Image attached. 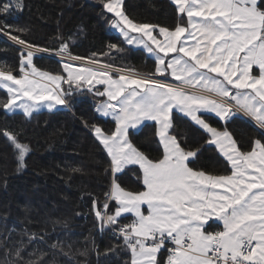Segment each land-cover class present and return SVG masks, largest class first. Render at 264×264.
<instances>
[{
    "label": "snow or ice",
    "instance_id": "1",
    "mask_svg": "<svg viewBox=\"0 0 264 264\" xmlns=\"http://www.w3.org/2000/svg\"><path fill=\"white\" fill-rule=\"evenodd\" d=\"M173 2L178 16L171 28L134 22L123 13L119 0L104 2L107 11L119 18L112 25L127 44L142 46L155 58L151 73L121 74L118 79L106 71L113 67L109 63L100 68L82 65L76 72L72 71V64L64 63L67 77L41 71L33 63L34 49H49L7 31L13 28L11 24L0 26V33L22 46L20 75H14L11 68L0 70V86L9 94L2 106L9 112L22 109L31 117L39 107L51 110L57 105L70 106L69 97L75 89H62V81L75 84L77 89L93 85V81L105 85L103 90L95 89L94 94L106 96L108 103L96 111L111 116L114 129L106 132L97 124L91 126L110 155L105 170L109 188L101 209L93 201L101 231L111 226L113 234L130 250L131 264H264V143L256 140L252 150L242 151L226 126L213 127L204 115L214 113L228 120L243 112L264 128V0ZM23 7V0H12L0 5V14L11 15ZM109 47L123 52L116 44ZM58 52L71 60L85 59L74 56L67 42L59 45ZM87 60L88 64L101 63L91 57ZM254 66L258 69L255 74ZM169 77L179 83H171ZM197 85L203 90L201 93L187 90ZM93 88L94 85L87 91L92 92ZM174 109L207 135L192 141L183 134L178 136L174 131ZM145 121H155L159 126L158 143L163 150L160 159L153 160L129 139V130ZM3 134L19 150L18 160L23 167L30 149L14 133L5 130ZM210 146L218 147L226 157L232 166L231 174L213 175L192 167L204 153L214 150ZM136 165L138 169L129 167ZM126 168L141 173L143 190L131 191L121 186V176L117 174ZM128 213L135 219L123 223L121 217ZM212 220L222 222V230L211 231ZM24 235L28 236V243L37 239L35 233ZM8 242L7 237H0L6 255L13 256L3 264H41L44 253L37 259L25 260V242L19 241L14 252L7 248ZM161 249L168 253L166 261H158Z\"/></svg>",
    "mask_w": 264,
    "mask_h": 264
},
{
    "label": "trees",
    "instance_id": "2",
    "mask_svg": "<svg viewBox=\"0 0 264 264\" xmlns=\"http://www.w3.org/2000/svg\"><path fill=\"white\" fill-rule=\"evenodd\" d=\"M11 2L0 0V5ZM104 2L106 0H23L21 10H13L11 15L0 14V26L13 25L6 30L49 51L58 52L59 45L67 42L74 56L91 57L101 64L109 63L143 75L154 71L153 58L143 50L129 47L113 31L112 22L117 20L105 9ZM123 9L137 23L170 28L178 16L170 0H124ZM111 44H116L123 52L111 49ZM19 62L20 48L0 37V70L11 68L18 74ZM33 63L42 71L66 75L63 62L55 58L34 55ZM63 87L75 89L69 97L70 106L42 110L29 117L5 111L2 105L8 93L0 86V237L8 238L7 248L12 252L23 240L25 260L37 259L44 253L41 264H131L132 254L122 239L111 231H100L94 215L93 201L96 208L101 209L109 188L105 170L110 158L91 126L97 124L106 132L115 126L109 117L95 112L98 104L106 102L105 97L94 94L95 89L103 88L94 87L88 92L89 87L77 89L76 85L66 82ZM205 118L218 129L226 126L242 151L252 150L256 140L264 143V133L240 115L226 122L211 115ZM173 124L175 133L187 136L189 141L202 140L207 135L176 112ZM5 130L14 133L17 140L30 149L23 167L3 134ZM157 131L156 123H146L138 131H129L132 143L153 160L162 158L163 151ZM210 147L214 150L204 153L192 167L213 175L231 174L229 163L214 146ZM118 175L121 176L118 182L126 190H143L140 172L126 168ZM121 220L129 223L134 218L124 216ZM210 224L211 231L219 229L215 223ZM26 232L35 233L37 239L28 243ZM12 258L11 253L6 255L5 246L0 245V264Z\"/></svg>",
    "mask_w": 264,
    "mask_h": 264
},
{
    "label": "crops",
    "instance_id": "3",
    "mask_svg": "<svg viewBox=\"0 0 264 264\" xmlns=\"http://www.w3.org/2000/svg\"><path fill=\"white\" fill-rule=\"evenodd\" d=\"M170 2L175 6V7H177L175 4H174V2H173V0H170ZM123 3H124V0H119V4H120V7H121V10L123 11V13L125 14V12H124V9H123ZM106 9V8H105ZM107 10V9H106ZM109 13H111V12H109ZM111 14H113L114 16H115V14L114 13H111ZM116 17V16H115ZM131 19V18H130ZM116 20L118 21L119 20V18L118 17H116ZM135 22V21H134ZM113 31L114 32H116L117 34H119L121 37H122V39L124 40V38H123V35H122V33L119 31V29H117V28H115V27H113ZM131 35H133V36H139L140 34L139 33H131ZM161 39H162V37H161ZM124 42L127 44V42L124 40ZM129 47H131V48H133V49H140V50H143L149 57H151V58H153L154 60H155V58H154V55L153 54H151V53H148L147 52V50L146 49H144L142 46H135V45H129V44H127ZM42 71V70H41ZM258 71V69L254 66L253 67V74H255L256 72ZM110 73V72H109ZM111 74V73H110ZM112 75V74H111ZM214 75V74H213ZM112 77L114 78V79H118V77L119 76H115V75H112ZM159 78H161V79H163V77H159ZM169 80L170 81H172V83L173 84H178L179 82L178 81H175L174 79H172V78H170L169 77ZM44 83H46V81H44ZM75 85V84H74ZM93 85H94V87H102L103 89L106 87L105 85H100V84H96L95 83V81H93ZM93 85H85V87H93ZM49 87H51V85H49ZM102 89V90H103ZM188 91H192V92H197V93H201L203 90L200 88V86L199 85H197L195 88H191V87H189L188 89H187ZM243 91V90H242ZM250 91V90H249ZM203 94H206V95H209V96H212V95H214V94H212V93H208V92H203ZM105 97V101L106 102H108V100H107V97L106 96H104ZM217 99H220L219 97H216ZM231 103H233V104H235V101H231ZM233 111H236V109L235 108H233ZM174 112H176V113H179V114H181V115H183V116H185L183 113H180V112H178L176 109H174L173 110V113ZM204 115H211V116H214V117H216V118H218L219 120H221L222 122H226V121H228V120H222L221 118H219V117H217L214 113H206V114H204ZM236 115H240V116H242V117H244V118H246L247 120H249L250 122H252L253 124H257V125H260L259 124V122L254 118V117H252V116H250V115H247V114H245V113H243V112H237V114ZM186 117V116H185ZM233 117V116H232ZM231 117V118H232ZM188 118V117H187ZM230 118V119H231ZM189 120H190V118H188ZM146 123H156L155 121H145L144 123H142L141 125H139L136 129H130V130H133V131H138V130H140L141 128H142V126L144 125V124H146ZM194 123V122H193ZM157 124V123H156ZM159 126H158V124H157V128H158ZM129 130V131H130ZM94 136H95V134H94ZM233 137V136H232ZM96 138V137H95ZM97 139V138H96ZM159 139V138H158ZM98 140V139H97ZM99 142V141H98ZM162 146V145H161ZM103 147V146H102ZM216 149H217V151L220 153V155L227 161V159H226V157H224L223 156V154L219 151V149H218V147H216V146H214ZM255 147V143H254V146H253V148ZM105 150V152L107 153V151H106V149H104ZM107 155L109 156V158H110V155L107 153ZM229 165L231 166V164L229 163ZM137 167H139L138 165H136ZM231 168H232V166H231ZM249 171H251V169H249ZM118 175V174H117ZM217 191H219V189H217ZM146 207V206H145ZM124 216H132L134 219H135V217H134V215L133 214H131V213H128V214H123V216L122 217H124ZM121 217V218H122ZM215 223L217 226H218V228L219 229H217V230H215V231H219V230H222V222H220V221H215V220H212V221H209V223ZM167 255H168V253H166V251L164 250V249H161V252H160V254L158 255V261H160L161 260V258L163 259V260H165L166 261V259H167Z\"/></svg>",
    "mask_w": 264,
    "mask_h": 264
},
{
    "label": "rangeland",
    "instance_id": "4",
    "mask_svg": "<svg viewBox=\"0 0 264 264\" xmlns=\"http://www.w3.org/2000/svg\"><path fill=\"white\" fill-rule=\"evenodd\" d=\"M2 35V36H1ZM0 36L2 37V39H4V40H7V41H11V42H13L15 45L17 44V45H19L18 43H16V42H14V41H12L8 36H5L4 34H2V33H0ZM20 47H22L21 45H19ZM40 48V47H39ZM34 51H35V55H39V56H41V55H44V54H46V55H51V56H54V53H51V52H49V51H46V52H40V51H36L35 49H34ZM45 55V56H46ZM33 59H34V57H33ZM87 62L86 63H83V64H78V63H71V62H68V61H64V63H70V64H72L73 65V68H72V71L73 72H76V71H78V69H79V67L80 66H82V65H87L88 67H91V68H100V67H102V65L103 64H88V60H86ZM85 62V61H84ZM63 63V64H64ZM65 70V69H64ZM121 69H117V68H108V69H106V71H108V72H110L112 75H115V76H119V75H121V74H127V75H130V76H136V75H143V74H139V73H136V72H133V71H123V72H121L120 71ZM13 74L14 75H17V76H19L20 75V73H18V74H15L14 72H13ZM65 77H67L68 76V71L67 70H65ZM157 78H159V77H157ZM46 84H48V82L46 81ZM63 84H64V82L62 81L61 82V85H60V87L62 88V89H64V87H63ZM50 85V84H49ZM2 87V86H1ZM51 87H52V85H51ZM97 87V86H96ZM3 88V87H2ZM4 89V88H3ZM5 91H6V89H4ZM7 92V91H6ZM9 95V94H8ZM20 103H23V101H20ZM31 103V102H30ZM44 103H47V102H44ZM60 107V105H57V106H55V107H53L51 110H53V109H56V108H59ZM42 110H49L47 107H39L36 111H34L33 113H36V112H39V111H42ZM5 111L7 112V113H9V114H11V113H23V114H25L24 112H23V110L22 109H19V108H17L14 112H9L7 109H5ZM26 115V114H25ZM105 117V116H104ZM255 125H257V124H255ZM94 133V132H93ZM12 145V144H11ZM12 147L14 148V146L12 145ZM14 150H15V155H16V157H17V159H18V153H19V150H17V149H15L14 148ZM25 157H26V155L24 156V159H25ZM19 161V160H18ZM23 162H24V160H23Z\"/></svg>",
    "mask_w": 264,
    "mask_h": 264
},
{
    "label": "built area",
    "instance_id": "5",
    "mask_svg": "<svg viewBox=\"0 0 264 264\" xmlns=\"http://www.w3.org/2000/svg\"><path fill=\"white\" fill-rule=\"evenodd\" d=\"M10 43H12V44H14L13 42H11V41H9ZM15 45V44H14ZM15 46H17V47H19V48H21L19 45H15ZM53 57H55V58H58V59H61V60H64V61H68V62H71V63H80V64H83V63H86L87 61H86V59H83V60H71L69 57H67V56H65V55H62V54H54V56ZM85 61V62H84ZM100 105H98L97 107H99ZM97 107H96V109H97ZM95 109V110H96ZM97 112V111H96ZM98 113V112H97ZM258 128L262 131V132H264V128H262L260 125H258ZM109 208H110V205H109ZM110 227L111 226H105L104 228H103V231H111L110 230ZM99 230L101 231V226H100V222H99ZM112 232V231H111ZM112 234H113V232H112ZM114 235V234H113ZM116 236V235H115ZM117 237V236H116ZM171 246V245H170Z\"/></svg>",
    "mask_w": 264,
    "mask_h": 264
},
{
    "label": "bare ground",
    "instance_id": "6",
    "mask_svg": "<svg viewBox=\"0 0 264 264\" xmlns=\"http://www.w3.org/2000/svg\"><path fill=\"white\" fill-rule=\"evenodd\" d=\"M2 36V35H1Z\"/></svg>",
    "mask_w": 264,
    "mask_h": 264
},
{
    "label": "water",
    "instance_id": "7",
    "mask_svg": "<svg viewBox=\"0 0 264 264\" xmlns=\"http://www.w3.org/2000/svg\"><path fill=\"white\" fill-rule=\"evenodd\" d=\"M8 139V138H7Z\"/></svg>",
    "mask_w": 264,
    "mask_h": 264
}]
</instances>
